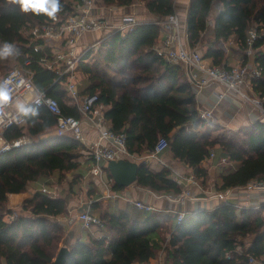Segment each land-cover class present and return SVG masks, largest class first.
Returning <instances> with one entry per match:
<instances>
[{"label": "trees", "instance_id": "16d2710c", "mask_svg": "<svg viewBox=\"0 0 264 264\" xmlns=\"http://www.w3.org/2000/svg\"><path fill=\"white\" fill-rule=\"evenodd\" d=\"M133 1L97 0V3L104 7L129 6ZM142 1L157 21L137 22L130 32H111L100 39L98 58L94 61L97 65L101 63V67L85 62L91 51L78 65L90 82L84 94L96 95L98 103L108 107L105 121L113 132L125 134L131 155L150 151L160 138H166V151L173 159L190 167L202 186L211 181L213 190L225 192L264 181V122L254 123L240 146L202 137L199 128L204 120L199 117L184 71L180 65L165 62L153 50L163 19L175 13V0ZM60 3L61 11L55 18H48L21 14L16 5L0 0V45L13 43L20 53L0 59V74L5 76L13 68L8 69L9 66L16 65L31 79L38 92L58 101L64 115L78 118L80 114L66 98L61 80L41 63L47 50H34L41 41L35 40L31 33L35 27L74 13L80 0H60ZM214 7H221L213 19L215 45L227 44L233 39L245 53L248 31L253 27L264 31V0H189L185 32L192 49L203 45ZM263 46L264 37H261L252 47L254 64L260 72L252 86L262 98ZM225 55L223 50L208 48L204 58L220 67ZM104 65L118 78L110 75ZM26 107L35 108L39 115L24 116L23 126L11 127L3 133L8 143L22 137L29 141L0 153V264H54L62 248L68 251L64 264H143L160 250L164 242L162 235L170 229L167 264H248L249 256L261 258L264 255V222L253 218L252 210L225 203L211 211L191 213L178 225L172 224L176 217L162 213L145 212L134 218L124 210L115 214L101 212L98 217L103 228L98 231L103 235L98 238L88 235L85 241L78 239L61 246L64 229L55 218L66 213L67 201L50 198L40 191L26 198V193L33 182L53 173H58L61 180L62 174L78 169L76 154L82 148L81 143L70 136L38 137L56 127V117L45 106L29 103ZM216 146L220 148V158H226L227 164L220 166L210 180L207 171L199 165ZM172 174L168 168L156 172L143 165L134 183L157 194L178 195L181 187L172 180ZM114 189L123 188L114 184ZM13 199H21L24 214L5 220L4 215L11 213L5 206ZM249 237L252 240L246 253L235 252ZM228 253L230 259L226 258Z\"/></svg>", "mask_w": 264, "mask_h": 264}, {"label": "built area", "instance_id": "2783aa9c", "mask_svg": "<svg viewBox=\"0 0 264 264\" xmlns=\"http://www.w3.org/2000/svg\"><path fill=\"white\" fill-rule=\"evenodd\" d=\"M97 0H80L74 13L69 14L62 20H55L52 23L44 24L35 27L32 30V35L35 40L41 41L40 45H36L34 50L37 52L41 49H46L48 54L41 59L44 66L56 73L57 80H61L63 90L67 92V98L78 111L80 115L85 117L94 129L98 132V140L96 143L89 146L88 157L91 161L90 174L101 181L105 187V198L110 200L121 198V196L112 190L111 184L113 180L109 179V183L104 180V172L107 169L108 163L113 160L129 159L131 154L128 153L126 147V136L123 133H115L109 127H106L104 116L98 103L96 95H82L77 90L76 72L81 58L85 53L78 49L79 38L89 32L99 30H109L110 32L127 33L133 30L137 21L133 16L123 17L118 25H110L106 20L90 16L89 13L97 6ZM161 31L164 33V39L161 48H156L155 53L163 58L165 62L180 65L182 68H194L202 74L200 78L193 79V84L201 88L208 83H216L223 87L224 91L220 94V99L227 95H233L242 101L252 103L264 116V98L249 97L244 92L246 85H252L253 79L260 77V72L257 68L252 69L248 65H240L234 67H222L207 64L204 57L198 50H188L187 35L185 29L182 27L180 18L175 14L166 17L161 25ZM264 37V31H258L253 27L247 33V49L245 54L247 56L253 53L252 47L254 42ZM185 39V42H183ZM87 53V52H86ZM8 81V88L10 89V100L0 105V153L8 151L10 148L19 147L27 143L29 140L22 137L12 143H8L3 138V133L11 127H21L25 123L24 116L15 109L16 103L19 100H24L26 95H30L28 100H24L23 104L27 106L29 103L38 107L45 106L56 117V135L59 137L70 136L80 143L84 142L81 120L73 116H66L57 100L47 96L45 93L38 92L31 79L26 77L19 67H13L5 76L0 79V84ZM202 120L210 121L212 119L211 111H204L199 113ZM168 147V140L160 138L152 150H150L149 157L158 159ZM216 156L215 150H211L208 159L212 160ZM175 181H184L186 183H195L192 176L182 177L179 173L174 172ZM248 186L250 191L264 192V181L252 182ZM246 186V187H247ZM41 193L48 195L50 198H55L53 192L42 185L39 190ZM221 198L225 204H230L226 201L225 193H215ZM214 195V196H215ZM182 201L198 200L197 195L191 193L189 190L184 192ZM135 206L143 211L153 212L155 209L151 205H145L140 202H134ZM91 203H87L86 207L79 211L76 219L84 229L103 228V224L97 215L91 212ZM191 213H179L176 215L177 222L180 224L187 215ZM15 217L11 218L13 220ZM65 226L71 225L74 222L72 214H68ZM162 249L164 247L162 246ZM238 254H244L246 251H237ZM264 253V249H263ZM231 254L226 255L230 259ZM154 260L152 264H162L161 259L157 257L151 258ZM264 264V255L261 258L249 256L248 264ZM151 264V263H143Z\"/></svg>", "mask_w": 264, "mask_h": 264}, {"label": "crops", "instance_id": "0c3cea01", "mask_svg": "<svg viewBox=\"0 0 264 264\" xmlns=\"http://www.w3.org/2000/svg\"><path fill=\"white\" fill-rule=\"evenodd\" d=\"M189 4V0H175L174 1V11L175 14L180 18L181 23L185 29V23H186V12L187 7ZM221 10V7H214L212 9V13L208 22V29L206 30L204 37L209 38L206 47L204 48L203 45L200 44L196 48L202 56L204 57V54L208 48H213L216 50H223L225 52V60L222 63V67H234V66H240V65H248L250 68L255 69L256 65L254 64V52L247 56L245 53H242L235 40L231 39L227 44L225 43H219L218 45H215V40L213 37V19L216 17L218 12ZM90 16L101 18L106 20L110 25H118L123 17L126 16H133L137 22H154L157 21L155 17H153L148 10L146 9L144 2L142 0H134L132 4L129 6H110V7H104L100 6L99 4L92 9V11L89 13ZM163 20H166L163 19ZM111 33L109 30H99L94 32H89L83 34L79 40H78V49L82 50L84 48H87V46L93 45L99 48L98 41L106 36L107 34ZM164 33L161 31L155 45L153 46L154 52L156 51V48H161L163 39H164ZM188 50H195L192 49L187 42L185 43ZM264 52V46L261 48ZM91 51V50H89ZM88 51V52H89ZM87 52V53H88ZM92 54V53H91ZM91 56V55H90ZM205 62L207 64L212 65V60L208 58H204ZM90 57L85 61L89 64H92L94 66L95 62L93 59L90 61ZM101 64V63H100ZM100 64H95V68H100ZM182 68V67H181ZM184 71L187 80L191 84L192 91L194 93L195 97V103L196 108L198 111V114L204 111H211L212 112V119L210 121H205L204 125L199 128V131L202 129L207 130V128L211 129L212 132H214L215 129L218 130H226L234 135H238L241 137V141L251 133L252 125L257 122H264V116L261 114V112L250 102L242 101L236 96L233 95H227L223 99H220V94L224 91L223 87L216 83H208L204 87H197L193 84V79H198L201 77V73L199 70L190 68L185 69L182 68ZM78 74H79V80H78ZM76 78H77V90L79 91L82 86L83 82H86L85 88H82L79 93L82 95L84 94L85 90L89 87L90 82L87 78V76L81 72V70L77 69L76 72ZM244 92L249 97H257L259 96L253 89L252 85H246L244 87ZM30 98V95H26L24 100H28ZM67 98V97H66ZM24 100H19L16 103L15 109H19V105L23 103ZM100 105V104H99ZM100 111L102 115L104 116L106 111L108 110V107L101 104ZM81 120L82 125V131H83V137L84 142L81 143V149L85 150V153L87 155V151L89 150V146L96 143L98 140V132L96 129H94L92 126H90V123L88 120L85 119L82 115L78 117ZM105 119V118H104ZM106 127L110 126L105 121L104 124ZM180 128L176 129L174 133L179 130ZM210 130V132H211ZM216 131V130H215ZM56 133L55 128L41 134L40 138H46L49 137L52 133ZM203 137V135H202ZM27 138V137H26ZM206 138V137H204ZM208 139H213L210 135V137L207 136ZM28 139V138H27ZM29 140V139H28ZM241 143L239 144V146ZM216 152V151H215ZM150 151L144 152L141 155H133L129 158V160L134 161L138 164L144 163V165H147L151 170L153 171H161L163 168L171 169L175 172H180L185 175H190L193 170L188 167L186 164L178 162L177 160L173 159V157L169 154L168 151H165L162 155L159 156L158 159H152L149 157ZM220 156V152L216 153V156L214 159L210 160L208 158H205L199 165L201 169H205L210 176L214 175L218 168L222 166V164H227V159L222 158L220 161L218 160V157ZM76 162L79 164L78 169L75 170L73 173L75 177H80V181H78L79 184L77 185H85V189H87V198H77L74 196V190L70 193V190L66 189V197L69 198V204H68V212L67 214H64L63 216H59L57 220L62 219V223L64 225V229L67 230L66 232L71 234V238L73 241L75 240H82L85 241L88 238V235H91L93 237H100L102 234L101 231H98V228L94 227L92 229H84L82 228L81 224L76 219V215L79 211L83 210L86 207V203H91V212L94 215H97V212H109L111 214L117 213L119 210H124L125 212L132 215L134 218L140 217V215H143L147 211H143L139 208H137L134 204V202H140L145 205H151L155 210L151 213H162L165 215H170L173 213V215H176L177 213H194L196 211H211L215 209L220 204L224 203L221 198L214 196L213 194L207 196L205 191L199 190V188L192 184V183H186V186L194 192L196 195H198V200H185L183 203H176L173 200H170V198L166 197L167 195L163 194H157L154 191L143 189L138 187L135 183H132L131 185L124 187L122 190H115L114 189V181L113 184H111V188L114 192H117L121 198L110 200L108 198H105V187L104 184L101 181H98V179L94 178L90 174V168H91V161L89 157L83 158L80 157V159H76ZM108 169H105L104 172V180H106L107 183H109V179H112L111 175L109 176ZM212 180L213 177H210ZM113 180V179H112ZM38 182H33L28 187L29 189L39 190L38 189ZM81 187V186H80ZM226 198L228 199V203L230 205H233L239 209H249L252 211H258L262 218L264 214V192L262 191H250L247 187H240V188H232L227 191H225ZM63 198L64 197H60ZM255 213V212H254ZM68 214H72V217L74 218L75 224L72 225L69 229L65 227L66 219L68 218ZM98 216V215H97ZM253 217V216H252ZM174 223V220L172 221V224ZM264 232V229H262ZM252 238L249 237L246 239L248 244L243 241V246L239 245L236 247L237 251L246 250L250 243ZM246 243V244H245ZM155 258V257H154ZM153 259H150L148 263H151ZM152 264V263H151ZM259 264V263H258Z\"/></svg>", "mask_w": 264, "mask_h": 264}, {"label": "rangeland", "instance_id": "374dc122", "mask_svg": "<svg viewBox=\"0 0 264 264\" xmlns=\"http://www.w3.org/2000/svg\"><path fill=\"white\" fill-rule=\"evenodd\" d=\"M99 4V3H98ZM97 4V5H98ZM100 6H102L101 4H99ZM58 21V20H57ZM182 27H183V25H182ZM184 28V27H183ZM208 29V28H207ZM32 33V32H31ZM209 40V38H206V36L203 38V47L205 48L206 47V45H207V43L208 42H206V41H208ZM183 42H185V39H184V41ZM206 44V45H205ZM89 50H91V56H90V59L92 60H94V59H97L98 57H97V50H98V48L95 46H93V45H91L90 47L89 46H87V48H84V49H82V52L81 53H85L86 54V52H88ZM90 60V61H91ZM10 65V64H9ZM16 65H13V64H11L10 66H9V68L8 69H10V68H12V67H15ZM105 66V65H104ZM106 67V66H105ZM107 68V70L109 71V73H110V75H114L115 76V78L117 79L118 78V76H117V74H115V72L112 70V69H110V68H108V67H106ZM112 73V74H111ZM4 75V73H1L0 74V77L1 76H3ZM80 78H79V74H78V80H79ZM85 86H86V82L84 81L83 82V86L81 87V88H79L80 90L79 91H81L82 90V88H85ZM253 98V97H252ZM210 130L211 129H209V128H207V130L205 129V131H204V129H202L201 131H200V134L201 135H203V137H206L207 138V136L208 137H210V135H211V137L214 139V140H216V141H219V142H224V141H230V142H232V143H234V144H236V145H239L241 142V137L240 136H238V135H234V134H232V133H230V132H228V131H226V130H218V129H215L214 130V132H212V130H211V132H210ZM49 136H56V133L54 132V133H52L51 135H49ZM219 147L218 146H216L215 148H214V150L216 151V153L218 152L219 153ZM221 155V154H220ZM76 156H77V159H80V157H83V158H86V157H88V151H87V155H86V153H85V150L84 149H79L78 151H77V154H76ZM222 158V157H221ZM221 158H220V156L218 157V160L220 161L221 160ZM222 165H226V164H222ZM172 171V170H171ZM75 172V170L74 171H71V172H68V173H65V174H62L61 175V180H60V176H59V174L58 173H53L52 175H50V176H48L47 178H45V179H43V180H40L39 182H38V189L40 190L41 189V187H42V185H46L47 186V188L48 189H50L52 192H53V194H54V196H56L55 198H60V197H64V199L67 201V207H68V204H69V198L68 197H66V194H68V192L66 193V191L69 189L70 190V193H72L73 192V189H76V191L74 190V196H76L78 199L79 198H81V197H83V198H87V189H85V185L83 186L82 184L81 185H77V184H79L78 183V181H80V177H75L74 176V173ZM174 172L175 171H172V180L177 184V185H179L180 187H181V192L178 194V195H167L166 197H168V198H170V200H173V201H175L176 203H183L184 201H182L181 200V197H183V194H184V192H186V190H189L191 193H193V194H195L194 192H192L189 188H188V186H186V182H184V181H175V178H174ZM176 173H179L182 177H184V176H192V177H194V179H195V183H192V184H194V185H196L198 188H199V190H201V191H205V193L207 194V196L209 195V193L212 195H215V193H225V192H219V191H215V190H213V183L211 182V181H208V183L207 184H205V185H203L202 186V184L200 183V180L195 176V174H194V172H192L190 175H185V174H182V173H180V172H176ZM217 173V172H216ZM216 173L214 174V175H212V176H210V177H213L212 178V180L214 179V177H215V175H216ZM211 179V178H210ZM72 185V186H71ZM81 186V187H80ZM67 189V190H66ZM39 190H37V191H39ZM36 190H34V189H29L28 191H27V193H26V198H31V196L34 194V193H36L37 192ZM66 193V194H65ZM196 195V194H195ZM197 197H198V195H197ZM20 200L21 199H13V200H11L10 201V203H8L7 204V206H5L6 207V210H10L11 211V213H9V214H7V215H4V219L5 220H10L11 218H13V217H16V214H24L22 211H21V205H20ZM226 201H228V199L226 198ZM224 202V201H223ZM88 203V202H87ZM86 203V204H87ZM67 212H68V208H67V211H66V213L65 214H67ZM255 212V213H254ZM181 213V212H180ZM99 212H97V215L99 216ZM177 214H179V213H177ZM176 214V215H177ZM252 214V213H251ZM172 217H176V215H173V213L172 214H170ZM61 216H63V215H61ZM60 216V217H61ZM252 216H253V218H255V219H260L261 221H263L264 222V214H263V218H262V216H261V214L256 210V211H253V214H252ZM58 218V217H57ZM57 218H55V221L59 224V225H61L62 227H63V229H64V225H63V223H62V219L61 220H57ZM100 219V218H99ZM75 222L76 221H74L71 225H68V226H65L67 229H69L72 225H74L75 224ZM175 223L177 222V219H175V221H174ZM263 229H264V226H263ZM67 230H65L64 229V234H63V237L61 238V246L62 245H64V243L66 244V243H71V242H73V239L71 238V234H69L70 233V231H69V233L68 232H66ZM171 229L169 230V231H167V232H165V233H163V235H162V239L164 240V242H162L161 244H160V250L156 253V255L154 256L155 258L157 257V261H158V258L159 259H161L160 261H161V263L162 264H167L166 263V245H167V242L170 240V235H171ZM244 242H246L247 244H248V242L246 241V239H245V241ZM245 243V244H246ZM162 246L164 247V249H162ZM151 263H154V260L151 262Z\"/></svg>", "mask_w": 264, "mask_h": 264}, {"label": "clouds", "instance_id": "9594fccd", "mask_svg": "<svg viewBox=\"0 0 264 264\" xmlns=\"http://www.w3.org/2000/svg\"><path fill=\"white\" fill-rule=\"evenodd\" d=\"M7 2L16 5L21 14L43 15L48 18H55L62 8L60 0H7ZM19 54V50L13 43L4 42L0 45V59L18 56ZM8 83L6 81L0 84V105L6 103L11 98ZM19 112L29 118L39 115L35 108L26 107L23 103L19 105Z\"/></svg>", "mask_w": 264, "mask_h": 264}, {"label": "water", "instance_id": "95a60500", "mask_svg": "<svg viewBox=\"0 0 264 264\" xmlns=\"http://www.w3.org/2000/svg\"><path fill=\"white\" fill-rule=\"evenodd\" d=\"M144 163L138 164L129 159L113 160L108 163L107 169L114 183L121 187H127L134 183L137 178L138 170ZM68 251L62 248L57 255L54 264H64Z\"/></svg>", "mask_w": 264, "mask_h": 264}, {"label": "bare ground", "instance_id": "6f19581e", "mask_svg": "<svg viewBox=\"0 0 264 264\" xmlns=\"http://www.w3.org/2000/svg\"><path fill=\"white\" fill-rule=\"evenodd\" d=\"M203 124H204V121H203Z\"/></svg>", "mask_w": 264, "mask_h": 264}]
</instances>
